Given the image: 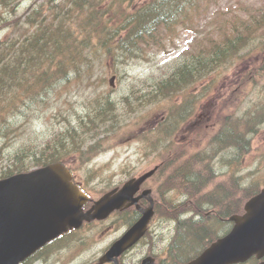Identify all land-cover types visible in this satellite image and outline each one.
I'll return each mask as SVG.
<instances>
[{"label": "trees", "instance_id": "trees-1", "mask_svg": "<svg viewBox=\"0 0 264 264\" xmlns=\"http://www.w3.org/2000/svg\"><path fill=\"white\" fill-rule=\"evenodd\" d=\"M18 1L2 0L0 6L14 11ZM213 1H38L23 19V25L31 28V33L23 31L18 34L16 29H11L0 40V141H8L21 128L29 126L27 118L22 120V115L31 111L29 108L41 112L55 95H60V89H72L75 82L94 78L96 65L117 66L165 49L166 42L178 36V27L193 18L203 5L207 9L211 7ZM222 14L232 16L205 23L168 69L148 77L141 85L135 84L125 96L129 110L133 109L131 104L170 103L163 107L167 115L150 132L152 136L149 139L151 148L159 150L154 159L162 160L152 179L156 185L154 196L159 213L203 212V209L234 213L241 210L247 198L259 191L252 185L243 186L242 177L235 174L227 178L229 182L226 181L215 168V159L222 149L229 146L235 148L243 144L249 150L251 133L264 121V116L263 120L260 117L241 122L233 115L232 125L229 121H221L220 128L207 139L210 149L191 150L188 143L177 140L182 120L180 104H191L193 94L190 88L194 83L203 84L202 94L209 93L220 70L245 60L246 54H260L257 59L253 57V70H264V9L252 12L250 18L247 14L240 16L238 10L227 9ZM4 17L0 14V18ZM180 95L182 99L178 102ZM91 102L84 116L76 114L78 122L75 120L73 123L70 114L64 115L61 111L65 118L59 122L66 121L63 127H53L48 131H53L51 134L42 131L39 140L23 144L10 153V162L7 161L0 178L65 161L74 152L88 155L86 159H90V154L104 149L102 143L117 131L100 136L102 125L115 119L111 113L115 114L116 103L111 96L102 95L94 97ZM244 123L246 128L242 129ZM228 132L232 134L231 140L220 143ZM85 137L89 143L80 146ZM206 137L204 135L202 139ZM167 192L175 193L177 198L167 196ZM123 218L126 222L134 217L126 212ZM186 228H192V225ZM67 235L69 233L22 264H32L40 255L45 258L43 252Z\"/></svg>", "mask_w": 264, "mask_h": 264}, {"label": "rangeland", "instance_id": "rangeland-1", "mask_svg": "<svg viewBox=\"0 0 264 264\" xmlns=\"http://www.w3.org/2000/svg\"><path fill=\"white\" fill-rule=\"evenodd\" d=\"M38 1L40 0H19L14 11L0 6V14L7 17L0 18V40L4 39L11 29H16L18 34L23 31L31 33L32 29L25 28L23 25V19L25 13L30 12ZM213 2L216 3L213 4ZM213 2L208 9L203 5L200 11L195 12L193 18L180 25L177 29L178 37L173 41L169 39L165 49L117 66L100 63L94 70V78L75 82L72 89L68 87L60 89V95H55L51 103L43 107V111L29 108L31 111L22 115V120L24 118L29 120V126L21 128L8 141L5 139L0 141V175L7 161L10 162V153L23 144L39 140L42 131L48 132L53 127H63L66 121L59 122L65 118L60 114L61 111L64 115L70 114L73 123L75 120L78 122L79 118L76 114L84 116L86 107L92 104L91 100L98 95L111 96L116 102L115 114L111 113L115 119L108 120L102 125L103 130L100 136H104L106 133L110 134L113 130L117 131L102 143L105 148L94 152L87 162L79 163L78 160L83 158L79 152H74L67 157L69 164L74 167L75 180L89 193L100 196L114 186L125 182L132 175H140V173L153 168L160 159L152 161L156 155L155 151H150L144 141H139L138 136L146 134L148 137V128L154 121L157 123L159 119L163 118L162 109L170 103H152L137 113V110L129 111L127 109L125 96L135 84L141 85V82L148 77L161 74L165 69H168L179 52L199 34L203 23L218 22L226 16H232L222 14L227 9L238 10L241 12L240 16L247 14L248 18L251 17L252 12L257 13L264 9V0H214ZM127 5L128 3L125 2V6ZM134 8L135 6H132V9ZM18 17L22 19H18ZM188 27L190 28L188 29ZM241 66L242 64L235 68L229 67L220 70L221 74L216 78L218 82L216 87H213L202 98V103H198L201 124L209 121L212 123L217 115V111L214 114V110L223 109L224 104H231L228 112L237 113L255 107L259 101L264 104V78L259 74L258 77L249 80L245 92L238 93L237 99L233 98L229 101V92L239 84L241 75L244 73ZM113 75L116 76V80L114 86H111L110 78ZM257 79H260L259 82ZM188 125L182 126L178 136L184 135ZM108 128L111 130L106 131ZM52 132H48V134ZM88 143V138L85 137L79 145ZM252 144L249 153L238 162L241 165L239 174L245 177V183L258 178L262 185L264 183V125L256 132ZM151 185L156 187L155 182ZM168 196L177 198L173 192ZM120 214L113 215L100 223L86 224L78 233H71L66 240L47 250L45 261L38 260L35 264H98V259L103 252L127 229L126 225L123 227L120 224L117 225L124 217ZM156 220L166 222L160 216ZM137 252L138 255H141L144 249L135 250L131 254L132 257L128 259L129 263Z\"/></svg>", "mask_w": 264, "mask_h": 264}, {"label": "water", "instance_id": "water-1", "mask_svg": "<svg viewBox=\"0 0 264 264\" xmlns=\"http://www.w3.org/2000/svg\"><path fill=\"white\" fill-rule=\"evenodd\" d=\"M155 169L127 181L92 207L84 210L89 200L72 181L69 169L62 163H52L26 173L0 180V264H20L27 257L71 228L84 221L105 219L114 210L138 202L134 197L146 178ZM143 216L113 243L100 258L101 263L115 261L146 232L154 213V202ZM244 216H234V229L187 264H231L245 261L251 255L264 253V188L245 206Z\"/></svg>", "mask_w": 264, "mask_h": 264}, {"label": "flooded vegetation", "instance_id": "flooded-vegetation-1", "mask_svg": "<svg viewBox=\"0 0 264 264\" xmlns=\"http://www.w3.org/2000/svg\"><path fill=\"white\" fill-rule=\"evenodd\" d=\"M142 206H145V200H140ZM131 209V208H130ZM194 220L192 222H179L177 218L172 221L158 222L157 216L166 217L165 214H156L150 224L146 236L132 249L137 251L144 246V252L133 257V260L127 262V252L123 257L124 264H142L145 258L146 264H184L199 255L205 250L217 237L221 231H226L232 227V222L228 217L219 213H191ZM187 214L180 216L188 217ZM197 221L198 229L186 228ZM182 226V227H181ZM134 249V250H133ZM140 257V258H139ZM140 259L139 261L137 259ZM264 261V256L258 258L252 257L246 263L241 264H258Z\"/></svg>", "mask_w": 264, "mask_h": 264}, {"label": "bare ground", "instance_id": "bare-ground-1", "mask_svg": "<svg viewBox=\"0 0 264 264\" xmlns=\"http://www.w3.org/2000/svg\"><path fill=\"white\" fill-rule=\"evenodd\" d=\"M99 65V64H98ZM96 67H97V65L95 66V69H96ZM94 69V70H95ZM116 103V102H115ZM215 168H216V166H215ZM215 178H217V177H214L213 179H215ZM206 211H208L209 213H214V211H211V210H205V209H203V212H200V211H196V212H188V213H186L187 215H188V217H185V216H180V215H183V214H176V218L177 219H181V220H186V222L188 221V220H191V219H193L194 220V217L192 216V214L191 213H206ZM186 215V216H187ZM230 215V213H228V216ZM187 218H188V220H187ZM190 222H192V221H190ZM192 224V228H195V229H198L199 227H198V224H197V221L195 220V222H193V223H191ZM187 227V226H186Z\"/></svg>", "mask_w": 264, "mask_h": 264}]
</instances>
